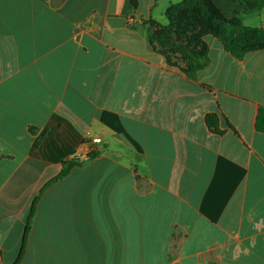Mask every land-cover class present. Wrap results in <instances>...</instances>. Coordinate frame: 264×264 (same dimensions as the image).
<instances>
[{
    "label": "crops",
    "instance_id": "obj_1",
    "mask_svg": "<svg viewBox=\"0 0 264 264\" xmlns=\"http://www.w3.org/2000/svg\"><path fill=\"white\" fill-rule=\"evenodd\" d=\"M183 1L0 0V264L36 198L19 264H264V49L207 35L191 78L150 40ZM212 2L264 29L255 1Z\"/></svg>",
    "mask_w": 264,
    "mask_h": 264
},
{
    "label": "trees",
    "instance_id": "obj_2",
    "mask_svg": "<svg viewBox=\"0 0 264 264\" xmlns=\"http://www.w3.org/2000/svg\"><path fill=\"white\" fill-rule=\"evenodd\" d=\"M251 1L257 3L259 10L264 9V0ZM167 21L166 26L152 24L153 32L150 40L163 49L170 65L173 63V56L171 57L166 51L174 50L175 56L179 55L187 63L188 68L185 72L193 79L210 64L209 50L204 41L207 35L216 37L225 51L238 60L243 59L249 52L264 49L263 28L246 27L237 17L225 18L212 0H184L172 5L167 12ZM213 118L210 116L207 119L210 126ZM257 128L264 131V110L259 112ZM98 155L97 151H92L86 159L73 156L64 161L60 174L50 184L62 180L73 169L83 167L87 160L94 159ZM37 203L38 198L33 202L20 255L15 264H19L25 255Z\"/></svg>",
    "mask_w": 264,
    "mask_h": 264
},
{
    "label": "rangeland",
    "instance_id": "obj_3",
    "mask_svg": "<svg viewBox=\"0 0 264 264\" xmlns=\"http://www.w3.org/2000/svg\"><path fill=\"white\" fill-rule=\"evenodd\" d=\"M181 44H183V42H180ZM168 54H170L171 55V57L173 56V57H175V53H174V50H170V51H166ZM95 144H98V143H95Z\"/></svg>",
    "mask_w": 264,
    "mask_h": 264
},
{
    "label": "built area",
    "instance_id": "obj_4",
    "mask_svg": "<svg viewBox=\"0 0 264 264\" xmlns=\"http://www.w3.org/2000/svg\"><path fill=\"white\" fill-rule=\"evenodd\" d=\"M94 142H95V143H99L100 140H99V139H95Z\"/></svg>",
    "mask_w": 264,
    "mask_h": 264
}]
</instances>
